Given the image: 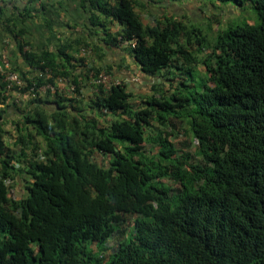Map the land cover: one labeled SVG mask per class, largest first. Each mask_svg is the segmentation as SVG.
I'll return each instance as SVG.
<instances>
[{"label":"trees","instance_id":"obj_1","mask_svg":"<svg viewBox=\"0 0 264 264\" xmlns=\"http://www.w3.org/2000/svg\"><path fill=\"white\" fill-rule=\"evenodd\" d=\"M214 1L248 9L254 19L232 20L216 36L201 60L207 76L192 85L180 81L182 88L170 95H150L139 109L130 105L124 83L107 89L97 84L89 108L115 116L100 125L63 104L55 85L54 78L71 75V45L52 49L31 41L33 33L44 34L35 18L41 15L52 29L53 14L47 13L62 0H0V52L15 46L9 70L25 82L19 87L0 75V118L15 105L7 102L14 91L35 95L43 84L55 87L53 99L35 97L30 111L21 108L14 138L23 145L19 152L8 150L0 128V264H264V0ZM69 2L78 14L68 27L81 29L73 43L82 33L89 39L102 33L108 45L125 43L146 76L170 74L172 67L190 76L191 69L177 63L196 61L187 48L192 39L199 51L205 48L200 25L189 27L177 11L144 23L138 9L143 0ZM91 70L98 73L90 67L85 76ZM81 78L71 79L78 94ZM44 102L52 104L50 112ZM154 115L171 123L187 120L199 161L178 156L159 134L156 150H143L144 128ZM31 128L44 139L38 158L24 151L31 145L36 153ZM170 166L176 188L159 180ZM14 173L25 182L19 198ZM131 215L133 233L108 249L119 221Z\"/></svg>","mask_w":264,"mask_h":264},{"label":"rangeland","instance_id":"obj_2","mask_svg":"<svg viewBox=\"0 0 264 264\" xmlns=\"http://www.w3.org/2000/svg\"><path fill=\"white\" fill-rule=\"evenodd\" d=\"M143 1L144 6L139 7L138 9L144 23H150L155 18H162V16L169 15L172 10H174L183 15L182 18L189 25V27H191V22H195L200 25L201 32L205 37V48L202 49V51H199L198 46L192 39V44H189L187 48L191 54L196 57V61H191L190 63H177L178 66L182 68L191 69L190 76H186L181 69L173 67L170 68L172 71L170 74H161L158 77L146 76L139 70L137 63L132 59L125 43H117L115 45L104 44V41L101 39V37H103L102 33H99L93 39H89L86 33H82L80 38L84 41L88 40L90 42L89 45L86 46L82 44V40L80 43H73L71 41L74 37L80 34L79 32L81 29H78L77 31L67 29V32L57 29L56 36L59 40L50 41L48 43L50 48L55 49L57 44L68 42L71 46L67 49V51L76 59L71 61V65L74 66L70 67L67 65L70 70V76L65 78L62 76L54 78L55 85L58 86L60 95L66 99L62 103H71L79 110L78 113L83 114V116H86L87 118L94 119L100 125H107L111 120L115 119V116L110 113L102 114L101 112L93 111L89 108L88 103L90 97L95 91V84L91 82L88 76H85L84 73L87 68L93 67L98 70V72H102L113 79H119L122 83H124L126 91L131 94L129 97L130 105L134 109H139L146 106L145 99L150 95H155L156 97L160 95L167 96L170 95L175 88H182L179 84L180 81H184L186 84L192 85L196 82V78L197 80L198 77L205 78L207 74L201 60L204 57H207L209 52L208 49L216 36L223 31L227 24L232 20L246 19L247 21L252 22L254 19L253 14L248 9L241 10L238 7L223 4L220 1H214L213 3H211L210 0H188L180 2L176 0ZM33 34V38L31 39L33 45L38 46L41 43L47 44V36H49L48 33L45 35L44 40H42L43 37H37L35 39L36 34ZM1 50L0 75L4 77L7 72L5 69L11 67V56L8 46L6 49ZM3 55L6 59L3 58ZM3 59L8 62L6 68L1 64ZM17 64L20 69L27 71L26 66L22 64L21 59L17 62ZM92 72L95 73L94 71ZM78 74L82 76L79 87L80 94L75 92V88L74 90L70 89V86L73 85L71 82L72 75ZM171 77H174L173 80H169ZM182 77H185V79L183 80ZM53 91L54 90H50V92H47V89L40 88L37 90V94L35 95L20 93L18 91L13 92L7 102L9 104L15 103V105L11 104L6 108L8 111L7 118L4 119L5 112L2 113V117L0 118L2 139L9 151L17 153L23 148V145L16 144L14 141V138L18 135L15 123L21 120V108H28L30 111L32 107L29 108V106L32 104H29V102L35 97L42 99L43 101L53 99ZM67 99H70V101ZM52 107V104L47 102H44L42 105V109L47 112H50ZM70 110L75 112L73 109ZM172 121L173 123H171L169 119L160 120L157 116H152L150 118V125L145 126L144 128L145 140L142 144L143 150L147 154L154 152L157 148V142L154 140V137L159 134L166 137L167 140L174 145L178 156L186 154L188 156V161H199L200 156L197 152L198 145L189 129L187 120L185 118L176 117L173 118ZM31 131L33 133L32 142H34L37 147L36 153L34 154L30 150L31 145L24 148V151L27 154L26 157L38 158V153L42 152L44 149V139L39 134H36L33 128H31ZM20 158L25 161L23 156ZM106 159L107 158L104 156L99 157L101 164L105 163ZM175 171V167L170 166L167 170V174L159 179L160 182L170 188H176L177 183L174 180ZM13 175V179L11 180L13 194L15 197L19 198L24 194L22 187L25 182L22 175L18 173H14ZM133 218L134 216L131 215L124 221H119L115 232L107 242L108 249L111 250L112 247L125 240L126 237L133 233ZM85 243L88 245L91 244L88 240H85L84 244ZM92 246H94V244H92Z\"/></svg>","mask_w":264,"mask_h":264},{"label":"crops","instance_id":"obj_3","mask_svg":"<svg viewBox=\"0 0 264 264\" xmlns=\"http://www.w3.org/2000/svg\"><path fill=\"white\" fill-rule=\"evenodd\" d=\"M56 1L57 0H50L51 3H55ZM72 9H74V10L76 9L75 3L74 2L70 3L69 0H62V4L59 7L54 6L53 9L49 8V11L47 14L49 15V17L51 14H53V18H54V23H53L54 26L52 29L45 27V24L42 21L43 19L41 18L42 17L41 15H39V17L35 18V22L38 25H41L42 28H40V29H41V31L43 29V32H44V35H42V37H43L42 40H44L45 35L47 33L49 34V36H47L48 40L46 39L47 43H49L50 41L59 40L58 37L56 36L57 29H61V30H63V32H67V29H70L68 27V25H71L75 22V19H77V17H75V16H77V14H78V12L72 13V11H73ZM78 29H79V27L77 26L75 29H70V30L77 31ZM37 37H40L39 32L36 33L35 39ZM8 49H9L10 55H16V53H17L16 48H15V46H13V44L8 45ZM19 60H20V58L18 59V61Z\"/></svg>","mask_w":264,"mask_h":264},{"label":"built area","instance_id":"obj_4","mask_svg":"<svg viewBox=\"0 0 264 264\" xmlns=\"http://www.w3.org/2000/svg\"><path fill=\"white\" fill-rule=\"evenodd\" d=\"M131 46H133V43H131ZM3 58L6 59V57H4V55H3ZM5 59L2 60L1 64L3 67L6 68L8 62ZM5 70L7 72L4 75V79L7 80L9 82V84L17 85L19 87H21V86H23V84H25V82L21 79L19 73L11 71V70H9V68H6ZM43 74L45 76H49L50 75L49 70L45 69ZM40 75H41V73H40ZM90 80L93 84H95V85L100 84L105 89H107L109 86H111L113 84H120L121 83V81L119 79H116V78L113 79L110 76H108L102 72H98L97 74L90 72ZM40 88H45V89H49V90L55 89V87L51 84H43L40 87H38L36 90H38ZM74 88H75L74 85L70 86L71 90H74ZM32 89H33V87H31V90Z\"/></svg>","mask_w":264,"mask_h":264}]
</instances>
